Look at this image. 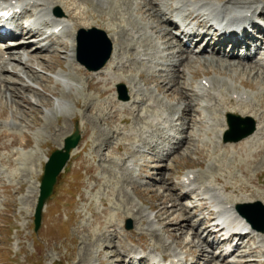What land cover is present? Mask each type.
<instances>
[{
	"label": "rangeland",
	"instance_id": "rangeland-1",
	"mask_svg": "<svg viewBox=\"0 0 264 264\" xmlns=\"http://www.w3.org/2000/svg\"><path fill=\"white\" fill-rule=\"evenodd\" d=\"M55 1L61 3L63 11L66 10L63 4L66 0ZM101 1L112 5L118 0L115 2L114 0ZM159 1L162 0H158L157 3ZM221 1L223 3L247 1L251 2V6L264 4V0ZM137 2L138 4H136ZM90 3L88 18L83 20L85 25L95 24L103 30L113 29L115 33L119 34V42L123 43L124 49L127 47L123 57H127L130 61L126 66H129L135 58L136 66L133 67L135 69L132 72L133 75L135 76L138 71H143L147 75L146 69L151 64L139 62L132 47L127 46L134 47L138 37L134 39L124 28L126 22L127 24L130 22L131 24L135 23L137 28H144L148 33L152 31L147 26V24L152 26L155 21L154 14L148 11L150 6L146 5L145 0H131L130 4L124 6L129 12L113 15L106 10V14L100 16L96 10L101 3L98 0L95 2L91 0ZM118 3L120 6L123 2ZM160 6H165V4L161 3ZM104 7L106 8V5ZM139 9L146 11L147 14L141 13ZM67 14L69 13L67 12ZM66 19L71 26L68 35L76 29H82L80 20L72 19L69 15L66 16ZM159 32L158 29L151 32L152 46L150 41L148 44L151 46L150 52L154 51L152 50L153 43L156 42L159 45L158 42L161 40ZM173 43L175 45V40ZM163 46L165 49L167 48L165 45ZM72 47L73 43L71 48H67V46L65 50L60 48L56 54H54L55 52L41 53L39 57L44 59H35V63L30 62L28 57L24 56L26 61L29 60V62H25L34 67L37 74L35 76L24 64H17V62L9 65V71L2 72L0 69V79H7L10 82L6 86L0 80V264H117L118 253L126 250L141 251L146 249L140 241L141 237L148 238L149 252L153 251L160 256L164 253L180 252L182 256V254L192 252L190 247L184 248L182 242L183 244L185 241L192 240L195 243L199 242V239L193 235L194 226L198 223V214L200 213L196 208L187 209L188 205L194 206L195 202H198L194 198H207L215 190L213 195L218 193L221 198H215L216 201L214 202L228 200L230 201L228 203H231L232 200L242 197H249L253 202H264V160L259 161L258 164L255 163L253 157L248 155L249 153L247 156L240 153L239 147L235 149L237 152L233 150L225 152V147L217 141V128L220 124V118L224 116L222 111L224 112V109L230 107L231 104V106H236L234 105L236 103L230 104L227 100L228 95H226L225 100L220 101V98L218 99L220 93L216 94L215 92L207 93L209 95L201 99L197 96L196 90V86L203 79H210L220 91L224 88L234 94L237 92L236 94L240 96L238 101L245 100L241 95V92H244L248 96L246 102L258 105L260 100L264 103V74H260L261 72L258 70L245 71L244 67L248 69V65H250L246 61L229 60L215 55H204L194 60H186L184 55L179 57L178 63V66L180 65L178 69L183 71V77L179 80L180 83L177 82L173 86L168 85L166 90L175 92L179 89L180 92L175 93L180 94L182 92L181 94L186 97L170 96L172 93L160 91V84L153 80L149 83L145 77L141 80H134L135 83L142 81L143 88L140 92L143 95L140 98H151L150 104H148L151 107L148 108L150 111L147 107H140L143 110L138 111L139 105L132 107L137 110L135 115L139 119L136 120L134 116H130L129 125L123 126L118 124L115 119L110 117L108 119V114L102 115V111L97 110L100 108L96 104L102 103L99 96L102 94L103 87L99 89L89 88L90 80H92L89 72H86L88 75H81L78 67L69 57V51L73 49ZM56 48L59 46L55 45L53 50ZM121 52L123 53V50ZM155 61L160 63L158 58ZM54 64L55 68H51ZM120 64L123 62L121 61ZM242 64L247 66H242ZM246 72H251V74ZM155 74L160 77L164 76L163 79L166 78V73L156 71ZM133 75L125 74L123 70L120 71L119 69L115 77V79L119 77L122 80L129 96L131 93L134 94V84L130 80ZM135 77L133 78L137 79V76ZM28 86L31 89H27ZM181 86L185 88L184 93L180 88ZM110 87L114 86L111 85ZM113 90V93L117 95L116 85ZM134 96H130L129 102L126 103L128 106L132 105L138 98L136 94ZM106 101L108 102V100ZM102 104L109 106L105 100ZM188 104H191L193 108L189 111V116L185 113L184 119H180L179 122L183 123L185 128L188 127L187 130L185 129L184 137L189 138V140L173 156L161 162L150 147L154 139L158 140L155 138L159 134L156 132L157 123L166 117H181L183 109ZM141 115L143 117L145 115L147 117L156 116V120L152 122L155 137L151 141L146 138L149 133H141L147 131H140V129L147 127L143 123H150L151 120L146 119L145 121ZM76 126H78L82 136L79 145L82 147L79 150V158L76 159L77 161L70 160L64 172L59 176L54 194L44 210L42 227L36 233L34 231V212L38 194L34 198L32 196L35 193L36 181L40 185L45 165L44 157H49L57 150L60 144H63L64 139L74 133ZM113 131L115 132L113 133ZM11 132L16 134H9ZM131 133L137 134L133 136L137 137L134 140L135 144L144 147L146 153H135V155L133 149L131 150L132 156L136 159L132 160L135 161L134 165H137L138 171L135 174L125 173V171L123 173L134 177L130 179L131 177L127 176L128 178H126L124 175L128 184H124V190H122L128 197L123 199L124 194L119 191L113 196L110 195V203L104 205L103 200L100 201V197L103 194L105 197V193L100 190V192L92 190L96 184L94 179L106 175V173H102L101 169L96 171L100 159H104V156L98 157L95 149L99 146V150H102L100 154L108 155V147H115L117 143L120 144L121 142H123L122 145L124 143L130 144V141L126 139L129 137L125 134L131 135ZM146 142L151 144H144ZM22 143L24 144L22 145ZM118 155L120 154H112L111 158L105 157L108 161L112 160L110 165L112 168L118 165L116 168L119 170L121 166L119 159H117L120 157ZM261 157L258 155L257 159L259 160ZM146 158L148 162H146ZM40 163L42 164L40 165ZM102 164L106 165L107 163L103 162ZM32 165V170L27 169V166ZM115 172L117 173V171ZM190 173L196 175L197 180L193 184V188L196 190L191 191L193 193L189 197L182 198L183 192L186 191L182 184ZM217 178H221L220 182L216 181ZM166 181L167 183L164 184ZM130 182L132 183L130 184ZM108 183H110L109 185L114 184L113 182ZM115 184L117 183L115 182ZM167 185L172 190H168ZM227 185L231 186L232 189L225 191L224 188ZM98 188L100 189V186ZM127 199H129V203H126ZM165 199L167 200L164 202ZM204 202L209 204L208 202L211 203V200ZM174 204L176 205V208L172 210L174 214L165 209L166 207L171 208ZM185 210L189 211L187 216L183 217V214L186 213ZM179 214L182 215V219H179L178 227L184 228L186 226L184 228L185 235L181 234L179 237L178 233H174V235H178L173 238L171 232L174 226L172 227V225L177 224ZM158 215L164 220L163 222L158 220ZM165 217L171 219L166 220ZM190 218L191 220L188 221ZM129 220H132L134 225L135 234L133 235L129 233L132 230H126V224ZM168 223L172 224L171 228H169L170 225H167ZM110 224H116L117 227L112 230L108 228ZM200 227L203 228L202 224L198 229L201 233ZM109 235L110 238H113L112 243L105 240V237ZM17 243L20 244L19 247H16ZM261 244L264 246V242ZM258 251L263 255L264 249ZM258 255L253 258L258 259L260 264H264L261 263L262 257H258ZM209 256L208 259L203 258L202 261H198L197 258L193 261L204 264L206 260H211L213 254L209 253ZM251 259L249 257L234 258V262L236 264H259L254 263L255 260L250 262ZM209 264L228 263L222 259H213Z\"/></svg>",
	"mask_w": 264,
	"mask_h": 264
},
{
	"label": "bare ground",
	"instance_id": "bare-ground-1",
	"mask_svg": "<svg viewBox=\"0 0 264 264\" xmlns=\"http://www.w3.org/2000/svg\"><path fill=\"white\" fill-rule=\"evenodd\" d=\"M90 1L91 0H66L65 1V3H63L64 4V6L66 7V11H64V12H68L69 13V15L72 17V19H78V20H80L81 22H80V25H81V27L82 28H85L86 29V27H88L87 29H90V28H99L98 26H96L95 24L94 25H91V24H87V25H85L86 23H84L83 22V20H85L86 18H88V15H89V13H88V6H90ZM94 2L96 1V0H93ZM116 0H114V2H115ZM120 1H122L123 3H122V5H118V4H120V3H118V2H120ZM149 1V6H152L154 9H156V4L154 3V0H148ZM98 2H100L101 4H99L100 6H98L99 8H97L98 10H96V12H98V14L100 15V16H102V15H105L106 14V10L109 12V14H113V15H121L122 13H124V12H129V10L127 9V8H124V6H126L127 4H130L131 3V0H118L116 3H114V4H112L111 5V3H109V4H107V3H104L103 1H101V0H98ZM90 3V4H89ZM126 4V5H125ZM144 4V3H143ZM220 4H222V3H220ZM227 4L228 5H234V2H227ZM236 4L238 5L237 7H241V6H248L247 7V9H250L251 11L252 10H254V9H256V7L254 8V7H252V6H250L251 5V2H245V1H238V2H236ZM60 5H61V3H59L58 1H55V0H43V1H41V0H35V7L37 8V9H39V8H44V9H46V8H49V9H56V8H59L60 7ZM104 5H106V8L104 7ZM145 5V4H144ZM102 6V7H101ZM223 6V8H227L226 7V5L224 4V5H222ZM86 8V9H85ZM129 8V7H128ZM151 8V7H150ZM141 10V9H140ZM56 11V10H55ZM100 12V13H99ZM55 13V12H54ZM105 13V14H104ZM142 13L143 14H147V12L146 11H142ZM150 15V14H149ZM56 16V15H55ZM65 16H66V14L64 13V15H62V17H60L59 15L58 16H56V18H57V20H61V21H65ZM92 16V15H91ZM153 17H155L156 19H157V16L156 15H154ZM192 17L194 18V19H197L199 16L198 15H192ZM258 17H260V18H264V13L262 12ZM102 19V18H101ZM113 19V18H112ZM88 22V21H87ZM84 23V24H83ZM89 23H92V22H89ZM134 23V22H133ZM128 26H133V29H135L136 28V24L134 23V24H131L130 22L127 24ZM254 27H255V29L257 30V32H258V37H260V35L261 34H263L264 33V25H257V24H255L254 25ZM158 28V25H156V26H154V28L152 27V29H157ZM130 30L132 31V28H130ZM107 31V33H108V36H109V38L113 41V43H114V52H113V56H112V58H111V61L106 65V67H104L103 69H101V70H99L98 72H93V74H92V76L94 77V78H91L92 80H90L91 82H90V85H89V88H101V87H103V90L101 91V95H100V97H102V98H106L105 100H108V105L109 106H105V105H103V104H96V105H99V108L100 109H97V110H101L102 111V115L103 114H108L109 116H108V119H109V117L110 118H112V119H115V121L119 124H127V123H129V118L127 117V115L126 114H128L129 116H135V112H137V110H135L134 108H127V107H125V105L124 104H122V103H120L119 101H117L116 99H115V97H114V94L112 93L113 92V87H110L111 85H116L119 81H120V79H113V78H111V76H113L116 72H118L119 71V69H120V71L121 70H123V73H129V74H132V72L133 71H135V69L133 68L134 66H136V62H135V60H134V62H133V60L131 61V63H130V65L128 66V68H126L124 65L123 66H120L119 64H120V62L122 61L123 63L124 62H128V61H125V58L123 57V55L126 53V51L125 50H127L126 48L124 49V47H123V43L121 44L120 42H119V37H118V35L119 34H117V33H115V31L113 30V29H109V30H106ZM27 34H30V33H27ZM170 32H165L164 33V36L165 37H167V38H169L170 39ZM257 37V39H255L254 38V41L256 42H260V39ZM142 39H140L139 41H137V44L136 45H134V47L133 46H131V45H127L128 47H132V49L134 50V54H135V56L137 55V56H139V54H141L142 52H147L148 50H149V48L152 46V41L150 40V39H148V38H145L144 39V41L142 40ZM149 41H150V43H151V46L150 45H148L149 44ZM235 41V48H237V47H240L239 46V44H240V42H238L237 40H234ZM130 44V43H129ZM132 44V43H131ZM125 45V44H124ZM60 47L61 48H63V49H65L66 48V45L65 44H60ZM136 47V48H135ZM73 49L71 50V53H70V57H71V59L74 61V63L78 66V70H79V73L81 74V75H83V74H85V75H88L85 71H84V69H83V67L79 64V63H77L76 62V60H75V42L73 43V47H72ZM138 48H140L141 50H139ZM153 48L155 49V45L153 44ZM22 49H27V48H25V47H23ZM29 49V48H28ZM131 49V48H130ZM151 49V48H150ZM123 50V53L121 54L120 53V51H122ZM6 52H8V56L6 57V59H4V60H6V61H2V65L0 64V67H1V69H2V72H6V71H9L10 69H9V67H8V65H7V61H11V62H17V64L19 63V64H22L23 63V60L20 58V57H18V56H16V55H13V54H9V52L11 53L12 51L10 50V49H8V50H6ZM36 52H38V53H40L41 51H38V50H35L34 52H32V53H30V55H31V57H30V62H34V60L35 59H44L43 57H35V53ZM125 52V53H124ZM3 54H5V51L4 50H2L1 48H0V56H2ZM54 54H56V52L54 53ZM145 55V54H144ZM147 55V54H146ZM186 58V57H185ZM135 59V58H134ZM2 59L0 58V61H1ZM35 63V62H34ZM131 65H133V66H131ZM24 66L32 73V75H37L36 74V71L34 70V67L33 66H31V65H29V64H24ZM58 66V65H57ZM257 66L258 65H256V66H249L248 67V69H246V67H244V70L245 71H251V72H253V70L254 71H256V70H258V71H260L258 68H257ZM51 68H55V64L54 65H52V67ZM119 68V69H118ZM148 71H150V69H148ZM152 71V70H151ZM251 72L249 73H247V74H251ZM142 73V72H141ZM253 74V73H252ZM14 75H15V73H14ZM96 75L99 77V76H101L102 78H96ZM181 75H182V73H181ZM258 75V74H257ZM256 75V76H257ZM33 76V77H34ZM146 78H148V82L150 83L151 82V80H153L154 82H157L158 84H160L159 85V90L160 91H165V92H167V93H172V95H170V96H179V97H181V98H183V97H186L185 95L183 96V94H176V93H179L180 91H176L175 90V92L173 91V90H170V91H168V90H166V88H167V86L169 85V81L167 82L166 80L165 81H163V82H161L159 79H156L155 78V76L153 75V74H148L147 76H145ZM178 78V77H177ZM1 80V79H0ZM8 82V83H7ZM1 83L2 84H4V85H6V84H9L10 82L9 81H7V79L6 80H1ZM179 83H180V81H179ZM133 84V83H132ZM135 84V86H134V89L136 90V88H138L137 87V85H138V83L136 84V83H134ZM110 85V86H109ZM176 85V84H175ZM7 86V85H6ZM180 86V85H179ZM178 86V87H179ZM169 87V86H168ZM183 87V86H182ZM205 88V87H204ZM212 88V87H211ZM27 89H31V87L30 86H28V88ZM97 89V90H98ZM169 89V88H168ZM221 89V88H220ZM223 90L222 91H225V89L224 88H222ZM183 90V89H182ZM141 91V90H140ZM184 91H185V89H184ZM184 93V92H183ZM225 93L226 94H232L233 92H231V91H229V90H227V92H223V93H220V95H219V97H218V99L220 98V101H223V100H225L226 98V96H225ZM237 93V92H236ZM235 93V94H236ZM35 94V93H34ZM140 94L141 93H137V99L138 100H142L141 98H140ZM99 95V94H98ZM135 97V96H134ZM238 97H240V96H237L236 98L235 97H233V98H231V97H229V98H227V100L229 101V103L231 104V103H236V104H234V105H236V106H231L230 105V107H228L227 109H224V112L222 111V115L224 114L225 115V113L228 111V112H231V113H235V114H238V115H240V116H251V117H253L255 120H256V122H257V128H256V131L254 132V134L253 135H251V136H249V137H247L246 139H244L243 141H241V142H239V143H237V144H235V143H232V144H222V141H221V136H222V134H223V132L225 131V129H226V125H225V121H224V118H225V116H222L221 118H220V124H219V127L217 128V141H218V143L219 144H221V145H223L224 147H225V152H229V151H235V149H236V147H239V149H240V153H243L245 156H247V153H249L248 155H250V156H252L253 157V159H254V161H255V163H257L258 164V162L259 161H263L264 160V103L260 100V104H258V105H255V104H253V103H248V102H246V99L245 100H239L238 101ZM234 98H235V100H236V102H232V100H234ZM184 99H186L187 100V98H184ZM23 101V100H22ZM137 104H139V107H137L138 108V111H142L143 109H141L140 107H143L144 105H145V102H143V104L142 103H138V102H134V106H138ZM119 105H121V106H119ZM119 107H124L125 109H119ZM193 108V106L191 105V104H188V106H186L184 109H183V112H182V114L184 113H186V115L187 116H189V111H191V109ZM122 114H125V115H122ZM148 115V114H147ZM147 115H145L144 117H143V120H145L146 121V119L148 120V119H150L151 120V118H152V115H151V117H147ZM139 119V118H138ZM188 119V118H187ZM115 122V123H116ZM107 123V122H106ZM144 125H146L147 126V128H149L150 127V129L152 128V125H150V123H147V122H144L143 123ZM216 127V126H215ZM214 127V128H215ZM146 128V127H145ZM115 131H113V133H114ZM7 134V133H6ZM9 134H12V135H15L16 133L15 132H11V133H9ZM125 137V136H124ZM126 139H128V138H126ZM188 140H189V138L187 139V138H185V141H182V144H183V146H184V144H187V142H188ZM15 141H16V137H15ZM24 143H22V145H23ZM62 145V143L60 144V146ZM99 145V144H98ZM92 146H94V145H92ZM109 146V145H108ZM87 147V146H86ZM95 147V146H94ZM103 147V146H102ZM109 149V151H108V155H105V154H100L101 153V151L102 150H99L100 149V147L98 146L96 149H95V152L97 153V156L98 157H101V156H104V159H100V161L102 160L104 163H107V165H105V164H99V166L97 167V169H96V171H98L99 169H101V170H103L105 173H106V176L105 177H103V178H99V179H94L95 181L94 182H96V184H95V186L92 188V190L94 191V192H100V191H102V192H104L105 193V197H104V194H103V196H101L100 197V201L101 200H103L102 202H103V204L104 205H106L107 203H110V199H109V196L110 195H114L115 193H119V191H120V193H122V194H124V197H123V199L124 198H126V197H128L126 194H125V192H123V187H124V184H128L127 183V181L128 180H125L124 178V176H119L118 174H121L122 175V172L124 173V171H122V170H124L122 167H119L120 169H119V172L117 173V174H115V173H113L112 171L114 170H112V168H110L111 166V164H112V160H110V161H108V160H106V157H109V158H111V156H112V154H120V152L121 151H127L128 150V148L126 147V146H124V145H122V144H116V146L115 147H113V146H110V147H108ZM82 149V147L80 146V147H78L77 149H75L74 151H73V153H72V159L73 160H76V159H78L79 158V150H81ZM102 149V148H101ZM238 149V150H239ZM84 151V150H83ZM235 152H237V151H235ZM262 156L261 157V159L259 158V160L257 159V156ZM106 156V157H105ZM256 156V157H255ZM130 157L128 156V157H125V159H123L122 157H120V159H119V162H121L122 164H123V166L127 163V160L129 159ZM245 158V157H244ZM37 159V158H36ZM39 159V158H38ZM251 159V158H250ZM26 161V160H25ZM47 161V157L45 156L44 157V161L43 162H46ZM77 161V160H76ZM27 162V161H26ZM29 162V161H28ZM251 163V162H250ZM33 165H34V163H32ZM42 163H40V165H41ZM33 165L32 166H27V169H29V170H32L33 169ZM38 165V164H37ZM121 166V165H120ZM108 167V168H107ZM259 167V166H258ZM36 169H37V167H36ZM92 170V169H91ZM93 170H95V169H93ZM122 171V172H121ZM95 176V175H94ZM260 177V176H259ZM112 179H113V181H112ZM260 179V178H259ZM188 180H191V177H188ZM220 180H221V178H217L216 179V181L217 182H220ZM100 182V183H99ZM108 182H113L114 184L113 185H109L110 183H108ZM115 182L117 183V184H115ZM191 182V181H190ZM194 182V181H193ZM120 183V184H119ZM132 182H130V184H131ZM167 183V181L164 183V184H166ZM36 186H35V193H34V195L32 196L33 198L34 197H36L37 196V194H38V188H39V183L36 181ZM119 184V185H118ZM100 186V189L98 188ZM118 186H120V188H118ZM168 186V185H167ZM104 187V188H103ZM245 187V186H244ZM101 188H103V189H101ZM111 189V190H110ZM117 189H118V191H117ZM123 189V190H122ZM167 189L168 190H170L171 188H170V186H168L167 187ZM226 191H228V190H231L232 189V187L231 186H225V188H224ZM244 189V188H243ZM100 190V191H99ZM166 190V189H165ZM165 190H164V192H165ZM172 190V189H171ZM236 190V189H235ZM238 190V189H237ZM246 190H248V188H246ZM112 191V192H111ZM122 191V192H121ZM170 192H172V191H170ZM161 194H162V192H161ZM96 195V194H95ZM119 195V194H118ZM121 195V194H120ZM119 195V196H120ZM160 196H163V195H160ZM187 196V195H186ZM102 198H105V199H102ZM167 199H165L164 200V202L166 201ZM171 200V199H170ZM238 200V201H237ZM178 201H179V199H178ZM123 202V201H122ZM124 202H125V200H124ZM251 202H253L249 197H247V198H244V197H242V198H239V199H236V200H232L231 201V203L232 204H234V205H237V204H239V203H251ZM263 202V201H262ZM126 203H129V199H127V202ZM264 203V202H263ZM127 205V204H126ZM129 205V204H128ZM127 205V206H128ZM113 206V205H112ZM174 208H176V205L174 204V205H172L171 206V208H165V209H167V210H170V211H172ZM199 208L200 209H202V210H207L208 209V207H207V204L205 203V202H202L201 203V205L199 206ZM169 211V212H170ZM186 211V213L185 214H183V217H185V216H187L186 214H188V210H185ZM133 212V211H132ZM162 212V211H161ZM169 212H168V214H169ZM173 212V211H172ZM106 213V212H105ZM105 213H104V215H105ZM137 213V212H136ZM135 213V214H136ZM132 214V213H131ZM138 214H139V212H138ZM165 214V213H164ZM167 214V213H166ZM173 214H174V212H173ZM130 215V214H129ZM128 215V216H129ZM172 215V214H171ZM209 215H211L209 218H208V221H210L211 220V218H212V216H214V214L213 213H210ZM127 218V217H126ZM129 218V217H128ZM166 218V220H169V219H171L170 217L168 218V217H165ZM182 219V215L181 214H179L178 216H177V219H178V222H177V224L176 225H172V224H167V225H170L169 226V228H171V225H172V227L174 226V229L172 230V234H171V236L173 237V238H176V236L178 235L179 237L181 236V234H184V228L186 227V226H184V228H179L178 227V225H179V221ZM176 219V220H177ZM180 219V220H179ZM238 219L241 221V223H243V224H245L247 227H248V224L246 223V221L244 220V219H242L241 217H239L238 216ZM99 220V219H98ZM158 220L160 221V222H163L164 220H162L161 219V217L158 215ZM191 220V218L188 220V221H190ZM101 222V221H100ZM111 222V221H110ZM103 223V222H102ZM187 225V224H186ZM117 227V225L116 224H110L109 225V227L108 228H110V229H114V228H116ZM199 228V227H198ZM167 232H169V231H167ZM180 232V233H179ZM174 233H178V234H176V235H174ZM133 234H135V232H132V233H130V235H133ZM141 234V233H140ZM185 235V234H184ZM209 235V234H208ZM257 235H258V237H260V238H263L264 239V233H257ZM195 238H198L199 239V242L198 243H195L193 240L192 241H185L184 242V244H183V242L181 243L182 245H183V247L185 248H187V247H190V251H192V252H190V255L191 256H193L194 258H197V260L198 261H202L203 260V258H207L208 259V256H209V252H208V249H211L214 245H212L211 243H209L206 239H202L201 237H200V234L197 232V230H196V232H194V235H193ZM105 237V236H104ZM130 237H132L133 238V236H130ZM146 237H147V235H146ZM131 239V238H130ZM194 239V238H193ZM105 240H107V242L109 243V241H110V243H112L113 242V238H110V235L108 236V237H105ZM148 238L146 239L145 237H141L140 238V241H141V243H143V245L144 246H146V247H149V246H147L148 245ZM242 240V237L240 238V241ZM131 241V240H130ZM133 241V240H132ZM263 242V240L260 242V243H262ZM135 243V242H134ZM138 243H139V241H138ZM259 243V244H260ZM150 244V243H149ZM157 246V245H156ZM179 246V245H178ZM205 246H206V248H207V250H206V248H205ZM106 247H107V245H106ZM110 247V246H109ZM246 246H244L243 248H245ZM105 248V247H104ZM108 248V247H107ZM196 249H197V251H196ZM185 250V249H184ZM246 252H248L249 254H253V253H255V251L254 250H252L251 248H249V250L248 251H246ZM118 255L119 256H117L119 259H117L118 261H117V264H132L131 263V261L129 260H127V259H125V256H123V255H120L119 253H118ZM166 257H170V255L169 254H166L165 255ZM195 260V259H194ZM147 261H148V259L147 258H144V259H142L141 260V262H140V264H145V263H147ZM198 261L195 263V264H198ZM211 261V260H210ZM210 261H206L204 264H209L210 263ZM213 262V261H212Z\"/></svg>",
	"mask_w": 264,
	"mask_h": 264
},
{
	"label": "water",
	"instance_id": "water-1",
	"mask_svg": "<svg viewBox=\"0 0 264 264\" xmlns=\"http://www.w3.org/2000/svg\"><path fill=\"white\" fill-rule=\"evenodd\" d=\"M90 33L88 38L85 37L87 43L83 46L84 37H80V61L91 70H98L110 58L112 45L111 42L105 38L104 33ZM104 35V36H103ZM87 45V46H86ZM88 47V48H86ZM89 53H87L88 51ZM83 51V52H82ZM85 52V54H84ZM87 54V56H86ZM92 54V55H91ZM90 58H89V56ZM86 56V57H85ZM90 60V61H89ZM92 61V62H91ZM228 123L230 130L225 134V141H239L244 137L252 134L255 131V122L251 118L243 119L240 116L228 115ZM242 125H244L242 127ZM80 141V134L77 131L75 135L65 140L64 148L57 150L52 154L48 163L45 166V174L41 181V192L36 209V228L40 227L43 207L45 202L53 194L54 187L57 183V178L62 172L70 158V152L76 148ZM247 210L243 212V206L239 209L242 210L243 215L260 231H264V207L261 203L249 204L244 206ZM258 220V221H257ZM263 223V224H262ZM127 229H133L132 221L127 224Z\"/></svg>",
	"mask_w": 264,
	"mask_h": 264
}]
</instances>
